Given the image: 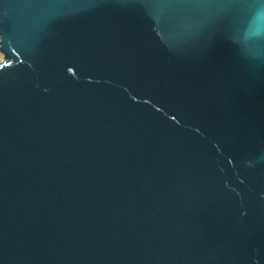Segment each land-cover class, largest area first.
Returning a JSON list of instances; mask_svg holds the SVG:
<instances>
[{
  "label": "water",
  "instance_id": "1",
  "mask_svg": "<svg viewBox=\"0 0 264 264\" xmlns=\"http://www.w3.org/2000/svg\"><path fill=\"white\" fill-rule=\"evenodd\" d=\"M254 0H0V264H264Z\"/></svg>",
  "mask_w": 264,
  "mask_h": 264
},
{
  "label": "snow or ice",
  "instance_id": "2",
  "mask_svg": "<svg viewBox=\"0 0 264 264\" xmlns=\"http://www.w3.org/2000/svg\"><path fill=\"white\" fill-rule=\"evenodd\" d=\"M170 2L186 4L192 3L193 0H170ZM252 7L258 8L261 13H264V0H254Z\"/></svg>",
  "mask_w": 264,
  "mask_h": 264
},
{
  "label": "rangeland",
  "instance_id": "3",
  "mask_svg": "<svg viewBox=\"0 0 264 264\" xmlns=\"http://www.w3.org/2000/svg\"><path fill=\"white\" fill-rule=\"evenodd\" d=\"M4 58H3V53H2V51L0 50V60H3Z\"/></svg>",
  "mask_w": 264,
  "mask_h": 264
}]
</instances>
